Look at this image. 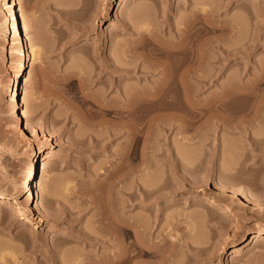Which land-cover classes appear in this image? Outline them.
<instances>
[{"label":"rangeland","instance_id":"1","mask_svg":"<svg viewBox=\"0 0 264 264\" xmlns=\"http://www.w3.org/2000/svg\"><path fill=\"white\" fill-rule=\"evenodd\" d=\"M17 3L19 21L31 19L27 44L40 50L19 81L20 111L47 144L32 204L22 195L0 205V264L113 256L116 211L132 231H120L129 255L140 248L130 226L148 224L142 236L155 246L154 264L162 255L163 264H264L251 238L264 233V0ZM195 17L208 27L198 40L204 60L185 68L167 51ZM7 28L0 0V191L11 193L37 141L8 116ZM112 63L124 71L113 73ZM130 91L143 95L138 114L121 111ZM231 189L246 190L255 204ZM253 250L259 261L248 256ZM137 256L131 263L148 259Z\"/></svg>","mask_w":264,"mask_h":264},{"label":"bare ground","instance_id":"2","mask_svg":"<svg viewBox=\"0 0 264 264\" xmlns=\"http://www.w3.org/2000/svg\"><path fill=\"white\" fill-rule=\"evenodd\" d=\"M2 1V6L4 8V11L6 13V19H7V23H8V28H7V36H5V40L7 41V43L9 44V47H8V51L11 53V56H12V63H13V71L7 76V78L4 80V85L6 87V90H5V96H6V99L8 101H10L9 103V107H8V116L12 119L13 123L15 125H18L24 129L27 130L28 132V135L30 136V138L36 140L37 142L34 143L30 148L29 150L27 151V153L25 154V161L27 163V167L26 169L24 170V173L19 181V184H18V187L13 191V192H8L7 190H1L0 191V205L2 203H5L7 202L8 199H15L19 196H22L24 195V199L25 201L27 202V204H32L34 198H35V185L33 184L34 182V176H35V171H36V165H37V161H38V157L39 155L43 152L46 144H47V141L45 139V137L39 132V130L37 129V127L35 125H33L32 123L29 122V120L27 118H25L21 111H20V108L23 106V101L21 99V97L19 96V81L21 80L22 76L27 72L29 73L32 69V66H33V60L35 58L38 57V55H40V50L39 49H35V48H31L29 47V45L27 44V32H26V29H29L31 28V19L30 17L28 18H25V20H21L19 21V15L17 14V0H1ZM203 11H207V10H204V8L202 9ZM204 14H202L203 16ZM198 17V16H196ZM192 18V19H189L187 20L186 22H184V26L181 28L182 32L179 34V41L177 42V44H174L173 48L168 52L169 55H172L174 57L177 58V62L176 64L178 66H181V65H188V64H191L192 63H196V62H202L204 60V57L202 56V46L200 43H198V40H199V37L208 29L207 26H200V22H199V18ZM204 17V16H203ZM202 20V19H200ZM234 29L235 27L233 25H231ZM230 26V28H231ZM229 27V26H228ZM223 30V27L221 28ZM231 29V31H232ZM191 47H195V51L196 53L193 54L191 53V51H189V49H191ZM169 48V47H168ZM166 52V51H165ZM155 53V52H154ZM166 54V53H165ZM164 54V55H165ZM155 55V54H153ZM168 55V56H169ZM3 56L4 58H7L8 55H7V50H5V52L3 53ZM167 56V55H165ZM173 57V58H174ZM113 64V63H112ZM115 64V63H114ZM113 64V65H114ZM167 65V64H166ZM169 65V64H168ZM187 65L185 66V68L187 67ZM176 66V65H175ZM174 66V67H175ZM183 66V67H184ZM108 67V65H107ZM126 67V66H125ZM173 67V68H174ZM177 67V66H176ZM182 67V66H181ZM167 68V67H166ZM110 70L115 73V72H120V71H124V68L123 66H120V65H114V69L113 68H110ZM126 70V69H125ZM128 70V69H127ZM188 69H185L184 71L182 72H178L180 74V76L183 78V77H186V73L185 71H187ZM21 73V74H20ZM173 74V72H172ZM20 75V76H19ZM123 75V74H122ZM120 76V75H119ZM169 76V74H168ZM175 76V75H174ZM171 77V76H170ZM180 77V78H181ZM261 80L264 78V75L262 74V77H260ZM166 79V78H165ZM15 82V83H14ZM259 82V80H258ZM111 84H114V85H117L119 82L118 81H111L110 82ZM161 87V86H160ZM233 88V87H232ZM135 89V88H134ZM137 90V89H136ZM133 91V90H132ZM138 91V90H137ZM159 92V91H158ZM131 93V91H130ZM129 93V94H130ZM157 93V91H156ZM164 93V92H162ZM127 95V93H125ZM141 94V95H140ZM152 94V93H151ZM143 96L141 92H136L135 93H131V99H132V102H130V104H127L126 106H120L121 107V111H127L128 109H132V111L136 112L139 111L138 109L139 108V104L137 103V101L135 100L137 97H140V96ZM150 94H148L147 96H149ZM152 95H155V94H152ZM152 95H150L152 97ZM158 95V94H157ZM164 95V94H163ZM146 96V94H144V97ZM162 96V95H161ZM161 96H159L161 98ZM128 96H126L127 98ZM156 97V95H155ZM186 98V96H185ZM130 99V98H129ZM136 101V103H135ZM165 104V103H164ZM120 105V104H119ZM160 105V104H159ZM163 105V104H162ZM173 106V105H172ZM175 106V105H174ZM118 107V106H117ZM156 108V106L154 107ZM126 109V110H125ZM157 109H159V107H157ZM164 109V107H163ZM168 109V108H167ZM130 111V110H129ZM155 111V110H154ZM157 111V110H156ZM135 116H138V115H135ZM134 116V117H135ZM137 118H134L136 121H137ZM130 126V125H129ZM133 126V125H132ZM131 127V126H130ZM134 128V127H133ZM136 128V127H135ZM133 130V129H132ZM136 130V129H135ZM132 132V131H131ZM135 132V131H134ZM257 140V139H256ZM137 153V152H136ZM137 156V155H136ZM125 157V156H124ZM131 158V157H130ZM130 160V159H129ZM136 162V161H135ZM130 165V164H129ZM127 166V165H126ZM133 167V166H132ZM186 167V166H185ZM124 169V168H123ZM132 169H128L127 173L128 174L130 171H132ZM190 170V169H189ZM192 170V169H191ZM124 171V170H123ZM116 172V171H115ZM123 173V172H122ZM113 174V172L111 173ZM125 175V174H124ZM122 176V175H121ZM120 176V177H121ZM130 176V175H129ZM113 177H115L113 175ZM112 177V178H113ZM118 177V176H116ZM134 177V176H133ZM139 185V184H138ZM214 188H218V186H215ZM232 195L235 197V198H238L240 199V201L244 204V205H248V204H255L253 198L251 197V195L246 191V190H241V189H231L230 190ZM135 194V193H134ZM232 196V197H233ZM15 210H18L19 211V208H18V204L16 203L15 204ZM115 211V210H114ZM115 213V212H114ZM117 211H116V215H115V219H114V223H116L118 225L117 227V232L115 233V238L116 241H117V244L119 245V248L117 249L118 251L112 256H105L103 258H99L98 260L96 259L95 264H154V256L156 255L154 253V249H155V246L153 247L152 244H149L151 246V248H154L152 249V252L149 251V247H147L148 243L146 244V240L143 241V231H145V229H148V224L145 222V221H141L140 222H137V223H133L131 221V223H133L130 228H134L133 231L136 233L135 235L137 236L136 237V244H138V246L140 248H137L136 249V246H135V252L132 254V255H129L127 254L126 252L129 253V251H127L126 249H123L122 250V240L120 239L121 235H120V231L123 232L124 230L129 232L130 233L132 232L131 230H129V228H127L126 226H124L122 220L120 218H117L119 217L117 215ZM38 222L34 225V228H37L38 226L42 225V221H43V218L41 217V215H38ZM114 218V217H113ZM123 219V218H122ZM143 220V218H142ZM145 220V219H144ZM134 221V220H133ZM147 221V220H146ZM104 223V222H103ZM122 223V224H121ZM130 223V224H131ZM126 224V223H125ZM106 226V225H104ZM127 229H126V228ZM147 227V228H146ZM115 231V230H114ZM124 231V232H125ZM251 234V233H250ZM125 234H123L124 236ZM102 236V235H101ZM100 236V237H101ZM103 237V236H102ZM101 237V238H102ZM106 237V236H105ZM251 238L254 239V242L256 243V246H259V248H261L263 251H264V233H257V232H253L252 233V236ZM102 241V239H100ZM138 241V243H137ZM104 242H107V244H109L111 241L109 238H106L104 240ZM141 242V243H140ZM144 243L145 245L143 246ZM182 243V242H181ZM180 243V244H181ZM142 244V246H140ZM184 244V243H183ZM147 245V246H146ZM188 245V243H187ZM137 246V247H138ZM132 247V246H131ZM134 247V246H133ZM141 247L142 248H147V249H142L141 250ZM150 248V250H151ZM129 249V248H128ZM132 249V248H130ZM262 251V253H263ZM132 252V251H131ZM171 252V251H170ZM256 250H253V251H247V254L248 256H250L251 258H257V255H256ZM154 253V254H153ZM170 254V253H169ZM168 254V256H170ZM137 255L139 256H143L145 255L146 258L148 257V259H142L143 261L139 262V261H132V257H138ZM246 255V254H245ZM259 255V254H258ZM165 257V255H162ZM156 257V256H155ZM163 257V261L162 259H160L161 263L163 264V262L166 260L164 259ZM167 257V256H166ZM171 257V256H170ZM168 258L167 259L170 261L171 258ZM259 257V256H258ZM135 259V258H134ZM253 259V260H254ZM167 260V261H168ZM258 260V258H257ZM166 261V262H167ZM259 261V260H258ZM80 262H85L86 264L90 263L85 261V260H81ZM92 261V264L94 263ZM155 262H158L159 261H155ZM81 263V264H82ZM173 263V262H172ZM181 263V262H179ZM178 263V264H179ZM80 264V263H79ZM157 264V263H156ZM171 264V263H170ZM174 264V263H173Z\"/></svg>","mask_w":264,"mask_h":264}]
</instances>
